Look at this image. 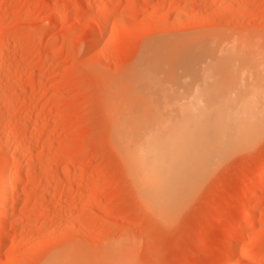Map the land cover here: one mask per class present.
<instances>
[{"label": "rangeland", "instance_id": "1", "mask_svg": "<svg viewBox=\"0 0 264 264\" xmlns=\"http://www.w3.org/2000/svg\"><path fill=\"white\" fill-rule=\"evenodd\" d=\"M113 9L94 56L85 35ZM190 36L211 50L169 74L164 99L264 105V0H0V179L8 155L26 174L0 264H264V128L241 148L200 152L193 178L170 182L168 214L146 206L112 138L107 81L143 46Z\"/></svg>", "mask_w": 264, "mask_h": 264}, {"label": "bare ground", "instance_id": "2", "mask_svg": "<svg viewBox=\"0 0 264 264\" xmlns=\"http://www.w3.org/2000/svg\"><path fill=\"white\" fill-rule=\"evenodd\" d=\"M113 10L100 14L96 20L97 26L85 35V46L94 56H97V45L108 29L107 24L111 16L116 15L118 11ZM207 41L191 36L153 41L143 46L140 55L124 76L110 79L105 84L107 97L111 101L109 104L112 138L127 169L133 174L141 199L150 210L163 214H168L169 204L176 196L171 184L174 179L185 174L192 179L197 164L203 163L202 156H205V160L209 159L212 150L219 151L223 144L224 147L241 148L264 128V105L260 106V101L258 104L246 100L245 103H237L235 106L230 103L231 105L227 106L225 103L204 101L205 98L202 100L200 95L195 96L197 100L188 102L176 103L164 99L162 90L164 83L171 81L169 74L187 69L184 61L186 57L210 52L211 46ZM8 50L7 44L0 42V52L5 55ZM233 75L238 78L239 72H233ZM10 116H5V119ZM15 133L12 130L8 131L7 135L13 138ZM13 142L11 148L17 153ZM200 152L201 155L206 153L200 156ZM20 159L17 155H8L6 160L1 162L3 172L0 179V248L7 242L9 235L6 225L14 213L16 214L15 209L20 197L17 189L26 176L22 171L13 173L12 169L19 166ZM71 167L73 168H69ZM255 207L251 206L253 209H249L246 215L243 213V218L251 220L256 216L260 208ZM240 214L237 213L236 216L239 218ZM252 222L251 227L256 224ZM244 227L237 226L230 230L231 235L224 246L225 251L220 256L223 261L237 256L234 248L246 237V231L250 229H247L246 225ZM51 262V259H47L43 264ZM62 262L63 258L55 259V264Z\"/></svg>", "mask_w": 264, "mask_h": 264}]
</instances>
